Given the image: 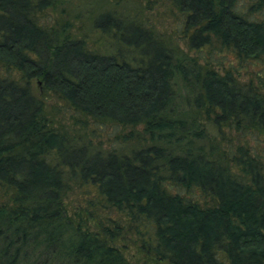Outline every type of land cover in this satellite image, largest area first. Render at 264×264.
<instances>
[{
	"label": "trees",
	"instance_id": "1",
	"mask_svg": "<svg viewBox=\"0 0 264 264\" xmlns=\"http://www.w3.org/2000/svg\"><path fill=\"white\" fill-rule=\"evenodd\" d=\"M65 1L0 0V264H136L127 239L155 264H264V74L111 10L89 43ZM168 1L189 49L264 66V0ZM46 100L127 131L102 150L52 126Z\"/></svg>",
	"mask_w": 264,
	"mask_h": 264
},
{
	"label": "rangeland",
	"instance_id": "2",
	"mask_svg": "<svg viewBox=\"0 0 264 264\" xmlns=\"http://www.w3.org/2000/svg\"><path fill=\"white\" fill-rule=\"evenodd\" d=\"M62 6L65 7L67 13L64 12L61 16L66 17L67 15L69 18L71 33L73 35L84 34L89 43H91L92 35L95 32L91 29L92 19L99 12L111 10L112 15H125L129 20L138 21L160 34L170 41L171 48L177 50L179 54L197 58L198 62L206 60L219 70L231 66L237 71L240 80H245L256 74H264V66L260 63L238 61L232 54L226 53L224 50L214 47H202L199 50L189 49L182 34V17L168 0H66ZM47 12L50 19L52 17L55 19L59 15L58 13L50 14L49 10ZM44 106L52 126H58L74 135H81L83 139H88L93 146L102 150L117 147L120 143L119 135L127 131V128H121L110 122L97 123L88 119L85 123H81L73 114L64 110L53 100H46ZM225 136L226 141H223L222 144L228 146L230 143L236 142L235 134L232 131L226 130ZM245 139L248 144L260 149V142L250 136ZM66 201L68 210L71 212V205L74 203L73 196L68 195ZM117 245L128 261L136 264H155L148 257L139 254L131 240H120Z\"/></svg>",
	"mask_w": 264,
	"mask_h": 264
}]
</instances>
